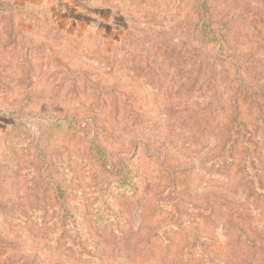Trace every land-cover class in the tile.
I'll return each instance as SVG.
<instances>
[{
	"label": "rangeland",
	"instance_id": "374dc122",
	"mask_svg": "<svg viewBox=\"0 0 264 264\" xmlns=\"http://www.w3.org/2000/svg\"><path fill=\"white\" fill-rule=\"evenodd\" d=\"M204 23L224 49L202 42ZM217 56L239 60L248 87ZM263 90L264 0H0V264H207L186 261L183 231L167 243L154 236L171 221L159 199L173 178L179 197L207 212L198 240L213 264H264V146L254 177L244 148L226 166L212 163L232 115L253 128L264 113ZM19 120L31 130L15 132ZM70 121L93 122L138 174L135 192L113 203L120 233L90 224L86 244L102 253L82 262L64 248L44 251L42 230L7 218L31 194L10 171L9 153L25 156L14 136L87 178L90 141L70 133Z\"/></svg>",
	"mask_w": 264,
	"mask_h": 264
},
{
	"label": "trees",
	"instance_id": "16d2710c",
	"mask_svg": "<svg viewBox=\"0 0 264 264\" xmlns=\"http://www.w3.org/2000/svg\"><path fill=\"white\" fill-rule=\"evenodd\" d=\"M210 27V23H204L200 27L202 42L208 46L219 44L221 50L224 49V42L208 33ZM216 61L227 71L236 74L242 87L247 86L244 83L245 69L239 60L217 56ZM263 91L256 94H263ZM230 122L232 128L227 133L223 154L215 156L212 163L219 167L226 166L233 160L235 149L241 147L248 152L242 158L246 164L244 169L254 177L258 150L264 146V113L258 110L253 128L247 126L240 117V112L232 115ZM21 124L20 120L14 122L15 132L28 129L25 125L21 129ZM51 125L49 124V127ZM63 125L70 133L90 141L87 156L81 159L87 178L85 181L80 180L71 165L58 163L56 151L48 153L45 149L37 147L35 139L14 136L13 139H18L14 142L18 151L25 156L12 157L11 151L7 156L14 164L10 171L15 177L21 176L22 183H26L31 194L24 203L11 204V208L15 209L18 215L7 218L16 226H31L33 229L42 230L41 236L44 237L40 238V246L44 251L64 248L78 261H89L95 258L91 252L102 253V250L95 249L94 245L86 244L89 225L113 227L120 233L123 220L113 203L118 195H130L135 192L138 174L134 172L136 168L133 166V156L120 153L114 157L102 145L100 128L95 127L93 122L78 125L75 121H70ZM177 185V180L173 178L159 199V208L171 216V221L162 224L154 236H161L167 243L166 235L170 231L181 230L190 245L185 249L186 261L199 257L201 261L213 264L203 252L198 240L201 232L198 217L207 212L194 203L182 200L177 193ZM87 209L92 211L91 214L87 213Z\"/></svg>",
	"mask_w": 264,
	"mask_h": 264
}]
</instances>
